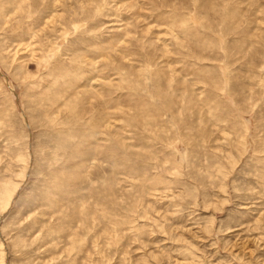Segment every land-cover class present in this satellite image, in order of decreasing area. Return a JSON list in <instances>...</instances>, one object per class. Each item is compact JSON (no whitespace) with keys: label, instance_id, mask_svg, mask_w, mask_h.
<instances>
[{"label":"rangeland","instance_id":"obj_1","mask_svg":"<svg viewBox=\"0 0 264 264\" xmlns=\"http://www.w3.org/2000/svg\"><path fill=\"white\" fill-rule=\"evenodd\" d=\"M0 264H264V0H0Z\"/></svg>","mask_w":264,"mask_h":264}]
</instances>
